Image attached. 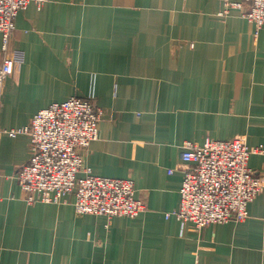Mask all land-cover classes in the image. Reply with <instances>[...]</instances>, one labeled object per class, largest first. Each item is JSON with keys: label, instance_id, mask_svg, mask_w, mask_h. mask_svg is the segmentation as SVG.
Wrapping results in <instances>:
<instances>
[{"label": "crops", "instance_id": "crops-1", "mask_svg": "<svg viewBox=\"0 0 264 264\" xmlns=\"http://www.w3.org/2000/svg\"><path fill=\"white\" fill-rule=\"evenodd\" d=\"M219 0H49L16 19L0 129L72 97H94L100 136L85 167L131 179L136 218L78 215L73 203L25 200L26 135L0 133V264H264V192L240 223L182 227L184 144L244 137L264 176V24L223 16ZM3 38L0 35V65ZM84 173L79 174V177Z\"/></svg>", "mask_w": 264, "mask_h": 264}, {"label": "built area", "instance_id": "built-area-1", "mask_svg": "<svg viewBox=\"0 0 264 264\" xmlns=\"http://www.w3.org/2000/svg\"><path fill=\"white\" fill-rule=\"evenodd\" d=\"M49 0H0V35L3 38L0 65V107L14 61L9 55L10 41L19 13L31 3L41 8ZM223 16L239 10L242 17L260 29L264 24V0H219ZM102 111L94 97H72L39 111L22 129L4 130L12 137L29 138L30 158L17 173L25 200L34 203H73L78 215L136 218L147 210L137 197L133 180L99 177L85 167L86 155L100 136ZM182 159L191 164L183 170L179 207L166 218L176 217L182 227L192 224L197 230L210 225L240 223L249 217L248 205L264 192V176L249 166L252 155L262 148L250 147L244 137L231 141L208 140L204 145L186 142ZM84 176L79 177V174Z\"/></svg>", "mask_w": 264, "mask_h": 264}]
</instances>
